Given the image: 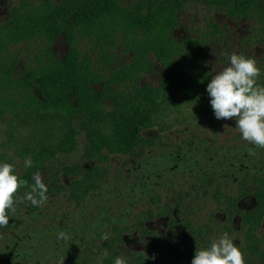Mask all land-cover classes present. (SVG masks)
Returning <instances> with one entry per match:
<instances>
[{
  "label": "trees",
  "instance_id": "1",
  "mask_svg": "<svg viewBox=\"0 0 264 264\" xmlns=\"http://www.w3.org/2000/svg\"><path fill=\"white\" fill-rule=\"evenodd\" d=\"M193 1L222 8L233 18L249 21L246 36L253 40L251 43L264 41V0L13 2L9 17L0 23V120L31 117L42 125L45 140L26 155L31 156L33 166L25 169L23 165L21 170L12 163L7 145L0 140V163L13 164L15 174L31 185L32 176L39 173L45 159L52 163L56 153H70L82 139V159H93V164L58 160L59 169L70 180L65 183L61 178H42L48 189L47 201L63 193L74 204H81L105 182L110 155L139 158L146 148L158 146L159 137L145 136L143 130L158 124L164 110L183 103H200L202 113L213 116L206 91L209 73L202 67L203 49L208 39L223 35L226 28L210 16L209 28L202 35L175 37L173 31L179 24L180 12ZM58 35L68 44L61 57L51 46ZM31 41L38 42L39 47L26 55L19 46ZM118 42L122 44V55L116 50ZM244 56L252 57L249 53ZM156 61L168 68L171 76L162 77L156 86L143 83L142 76L153 71ZM256 62L261 70L257 82L264 86V58L259 57ZM190 157L187 150L177 148L166 168L186 163ZM59 169L55 171L59 173ZM252 179V208L238 206L245 190L214 196L218 202L226 201L229 218L233 214L241 218L236 245L244 254L245 264H264V175L253 174ZM27 190L21 187L16 194L15 211L21 204L30 211L39 208L26 200L19 202ZM14 212L8 211L5 228L10 226ZM166 214L167 229L156 234L158 242L153 253L133 250L124 258L116 246L121 238H116L103 264H114L117 256L127 264H191L195 249L202 245L189 242L180 251L169 246L177 233L191 234V220H180L171 208ZM17 254L16 249L9 247L3 255L5 262L14 260Z\"/></svg>",
  "mask_w": 264,
  "mask_h": 264
},
{
  "label": "rangeland",
  "instance_id": "2",
  "mask_svg": "<svg viewBox=\"0 0 264 264\" xmlns=\"http://www.w3.org/2000/svg\"><path fill=\"white\" fill-rule=\"evenodd\" d=\"M15 1L0 0V23L9 17L10 6ZM210 16L226 31L208 39L203 49L202 67L209 73V79L229 63L223 53H249L256 59L264 58V41L251 43L253 40L246 36L250 31L249 21L233 18L224 9L201 2L193 1L180 12L173 35L178 38L202 35L209 28ZM51 46L61 57L68 44L58 35ZM19 47L24 54L31 55L39 43L31 41ZM121 49L118 42L116 50L122 55ZM164 76H171V71L156 61L153 71L144 74L141 81L156 86ZM41 128L31 117L0 120V140L7 145L18 170L32 148L45 140ZM143 134L158 136V146L146 148L139 158L110 155L105 182L82 205L74 204L63 193L53 195L37 210L18 205L10 226L0 230V264H103L116 238H121L116 246L124 258L133 250L153 253L158 242L156 234L167 229L169 208L180 220L189 218L193 226L190 235L181 231L169 241L172 250H183L189 242L204 248L223 233L236 244L240 240L241 218L236 214L229 218L226 201L218 202L215 196L219 197L220 192L236 194L245 190L238 206L252 208L255 203L252 175H264V148L243 140L235 120L205 116L200 103H183L164 110L159 123L144 129ZM82 148L80 139L77 149L68 154L56 153L52 163L45 159L39 174L42 178H61L67 183L71 177L59 169L58 160L81 161L84 165L95 162L82 159ZM177 148L187 150L191 160L166 168ZM57 168L59 173L55 171ZM261 229L264 232V219ZM60 231L69 239H57ZM105 235L107 239L102 238ZM9 247L18 254L6 263L3 255Z\"/></svg>",
  "mask_w": 264,
  "mask_h": 264
},
{
  "label": "clouds",
  "instance_id": "3",
  "mask_svg": "<svg viewBox=\"0 0 264 264\" xmlns=\"http://www.w3.org/2000/svg\"><path fill=\"white\" fill-rule=\"evenodd\" d=\"M229 63L221 70L214 72L206 85L210 105L218 120H235L243 140L258 148H264V86L257 81L261 70L256 59L242 54L232 53ZM33 166L31 156L24 159L25 169ZM31 185L28 180L15 174V166L8 162L0 163V227L9 222L8 211H15L16 194L21 187L28 189L19 202L29 201L34 207L46 203L47 186L42 176L35 173ZM107 239V235L102 237ZM57 239H69L60 231ZM114 264H127L120 256L114 258ZM191 264H245L244 254L239 247L223 233L212 239L210 245L196 248Z\"/></svg>",
  "mask_w": 264,
  "mask_h": 264
}]
</instances>
